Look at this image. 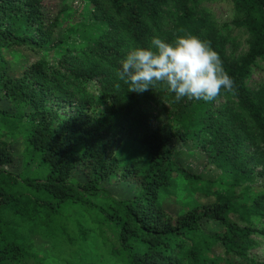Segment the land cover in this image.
<instances>
[{
  "label": "trees",
  "instance_id": "obj_1",
  "mask_svg": "<svg viewBox=\"0 0 264 264\" xmlns=\"http://www.w3.org/2000/svg\"><path fill=\"white\" fill-rule=\"evenodd\" d=\"M206 1L81 0L88 6L76 15L71 0H0V264H44L39 235L65 251L77 241L87 261L86 243L104 227L115 236L106 264H264L250 257L254 238L264 239V155L242 151L246 141L264 147V85L249 87L264 61V0H228L231 26L248 35L239 57L228 55ZM187 34L220 56L234 81L221 95L238 113L168 91L158 118L136 109L140 94L118 77L127 52ZM12 53L26 61L9 62ZM190 148L222 178L178 161ZM177 176L219 189L175 213L165 199ZM87 219L97 227L87 230Z\"/></svg>",
  "mask_w": 264,
  "mask_h": 264
},
{
  "label": "rangeland",
  "instance_id": "obj_2",
  "mask_svg": "<svg viewBox=\"0 0 264 264\" xmlns=\"http://www.w3.org/2000/svg\"><path fill=\"white\" fill-rule=\"evenodd\" d=\"M71 3L74 6V10L77 11L76 15H79L81 10L86 9L88 5L82 3L81 0H71ZM206 12L209 13V18L215 23L214 25L219 30L218 33L222 35V38L227 39V51L230 57H239L247 52L248 50V35L244 31L234 29L231 26L233 11L231 9L230 3L228 0H212L206 1L202 4ZM78 16H76L77 18ZM78 20V19H76ZM81 22V21H77ZM75 22V23H77ZM212 23V25H213ZM229 26L227 29L226 27ZM160 38L168 41L167 35H160ZM6 59L9 62H21L22 64L26 61L23 59L22 55L17 53H12L9 56L5 55ZM264 85V61L259 60L253 67V73L249 80V87L253 92L259 90ZM91 91L98 94V86H91ZM166 85L160 84L154 89H149L145 92L139 93L140 99L137 101L136 109H139L147 114L151 115L154 119L158 118L160 112L165 107L166 102ZM234 102L233 98L228 97L227 95H220L216 99V108L221 109L224 112L230 114V111L235 109L234 113H238V108L236 106L230 107ZM117 132L112 130L111 138L118 141L120 136L116 134ZM251 143V144H249ZM258 148H256L254 145ZM26 144L23 140L18 143V149L20 155L24 162V154L26 153ZM242 151H246L248 155H254L258 151L259 158H262L264 155V147L260 145L257 141L255 142H244ZM178 161L183 163L186 168H190L192 171H197L201 173L202 177L206 180L216 181L219 178H222V173L219 169L206 165V162L203 157L200 156V151L190 148L189 151L185 152L182 156L178 158ZM23 166V165H22ZM255 166H250V169ZM259 169H256L258 171ZM225 181L228 183L235 181L233 177L225 176ZM258 185H261L258 183ZM219 189V186H211L206 183L200 182L197 184H191L189 181L185 180L181 176H177L174 180L173 187L169 190L168 197L165 199V207L170 211L175 213H182L188 211L190 208L195 207L203 203L210 202L212 200V193L216 192ZM223 190V189H222ZM95 218V217H93ZM100 222L99 219L96 220V223ZM93 224V219L88 223L85 221V228L91 229L92 226L97 227V224ZM71 232L72 240H76L80 237V233L76 231L73 227L69 226ZM105 231L104 238L99 237L98 233H93V239L95 242L88 241L86 243V249L90 258L87 261H83L77 255V252L80 250V244L75 241L74 245L70 243L68 245L67 251L57 248L56 240L54 238L46 236H36V247L35 253L38 257L43 260L44 264H106L107 255L111 252V246L115 241V236L113 233L106 227L103 228ZM60 233V232H59ZM76 237V239H75ZM259 245H257L251 252L250 257L255 258L258 262H264V239L259 237L254 238ZM95 245H93V244ZM100 256V259L95 257ZM90 261V262H89ZM89 262V263H88ZM33 264V263H31Z\"/></svg>",
  "mask_w": 264,
  "mask_h": 264
},
{
  "label": "clouds",
  "instance_id": "obj_3",
  "mask_svg": "<svg viewBox=\"0 0 264 264\" xmlns=\"http://www.w3.org/2000/svg\"><path fill=\"white\" fill-rule=\"evenodd\" d=\"M118 77L129 92L135 93L164 84L177 100L187 97L211 102L222 90L234 87L218 53L192 34L170 42L154 36L149 46L130 48L121 61Z\"/></svg>",
  "mask_w": 264,
  "mask_h": 264
}]
</instances>
